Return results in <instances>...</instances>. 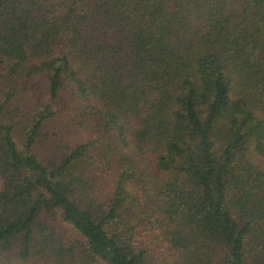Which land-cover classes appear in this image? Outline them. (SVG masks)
Returning a JSON list of instances; mask_svg holds the SVG:
<instances>
[{"label":"trees","instance_id":"1","mask_svg":"<svg viewBox=\"0 0 264 264\" xmlns=\"http://www.w3.org/2000/svg\"><path fill=\"white\" fill-rule=\"evenodd\" d=\"M0 264H264V0H0Z\"/></svg>","mask_w":264,"mask_h":264},{"label":"rangeland","instance_id":"2","mask_svg":"<svg viewBox=\"0 0 264 264\" xmlns=\"http://www.w3.org/2000/svg\"><path fill=\"white\" fill-rule=\"evenodd\" d=\"M18 101L22 109L24 108V111H26L27 107H33L37 103H43L38 93L28 95L27 97L21 96L20 98H18ZM54 108L56 110H58L59 108L63 110L62 113H59L56 120L52 121V124L50 125V129H49L52 134L55 133V135L56 134L58 135V138L54 140L55 142L58 143L59 141H61L62 143H68L71 145H75V144L86 143L89 140L95 141L100 138V133L97 132V130L95 131V129L91 126L92 122L85 121L80 125L81 123V120H80L78 121L79 124L78 122L77 124H75L74 122L70 121L71 119L74 118V116H76L74 113H71L70 109H64L61 106H59V108L54 106ZM3 122L7 123L5 121ZM15 130L16 131L14 132V139L18 143L19 148L23 149L26 144V140H27L26 133L21 127H18ZM35 148H37L38 153H40V157L42 158L49 157L50 150H48L47 153H46V150L40 151L41 146H39V144L38 146L36 145ZM99 152L100 150H97L96 153H99ZM100 184L102 187L103 185H106L107 187H111L112 182H111L109 174H105L103 176ZM62 226H63L64 231L63 233H61V235L64 236V240L67 241L66 242L67 244L74 243V241L78 240V237L74 231H70V228L66 225H62ZM143 230L145 232L143 234H140V238L142 239L143 243L148 244L147 246L151 248L156 247V246L157 247L161 246V244H159L158 242H155V243L150 242L152 241L150 240V237H154L153 236L154 231H155L154 229H151V228L149 229V227H147V228H143ZM157 240L158 238L153 239V241H157Z\"/></svg>","mask_w":264,"mask_h":264}]
</instances>
